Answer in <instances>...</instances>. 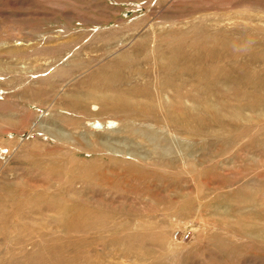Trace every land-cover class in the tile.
<instances>
[{"label":"rangeland","instance_id":"obj_1","mask_svg":"<svg viewBox=\"0 0 264 264\" xmlns=\"http://www.w3.org/2000/svg\"><path fill=\"white\" fill-rule=\"evenodd\" d=\"M0 264H264V0H0Z\"/></svg>","mask_w":264,"mask_h":264},{"label":"bare ground","instance_id":"obj_2","mask_svg":"<svg viewBox=\"0 0 264 264\" xmlns=\"http://www.w3.org/2000/svg\"><path fill=\"white\" fill-rule=\"evenodd\" d=\"M148 38V37H147ZM139 39V38H138ZM154 39V38H153ZM152 39V40H153ZM129 40V39H128ZM151 40V39H150ZM140 42V41H139ZM155 42V41H154ZM139 44V43H138ZM146 45V44H145ZM156 45V44H155ZM141 46H142V43H141ZM174 48H175V46H174ZM173 48V49H174ZM133 49V48H132ZM149 49H150V47H149ZM172 49V50H173ZM144 50L145 49H141L140 50V53H144V55H145V57H144V59H146L147 58V56H146V51L144 52ZM130 51V50H129ZM132 51H134V50H132ZM158 52H159V50H157ZM157 52V53H158ZM155 53V52H154ZM132 54V53H131ZM124 55V54H123ZM126 55V54H125ZM150 55H151V53H150ZM174 55V53H172L171 54V57ZM132 56V55H131ZM153 56V55H152ZM133 57V56H132ZM136 57V56H135ZM128 58V57H127ZM131 58V57H130ZM152 58V57H151ZM120 59V58H119ZM125 59V58H124ZM136 59H137V57H136ZM140 59V58H139ZM138 59V60H139ZM173 59V61L175 60V58H172ZM118 60V59H117ZM116 61V60H115ZM120 61V60H119ZM118 61V62H119ZM127 61V60H126ZM154 61V62H153ZM153 67L156 69L157 68V65H156V62H155V57L153 58ZM157 61V60H156ZM128 62V61H127ZM131 62H133V61H131ZM136 62V61H135ZM123 63V62H122ZM134 63V62H133ZM132 63V64H133ZM149 62L146 60L145 61V64L146 65H149L148 64ZM129 64V63H128ZM109 65V64H108ZM142 65H144V64H142ZM173 65H175V63H171V65L169 66L170 68H172L173 67ZM56 66V65H55ZM58 67V66H57ZM131 67V66H130ZM134 67H136V65L134 66ZM152 67V68H153ZM113 68V67H112ZM111 68V69H112ZM116 68V67H115ZM64 69V68H63ZM151 69V68H150ZM59 70V69H58ZM126 70V69H125ZM124 70V71H125ZM129 70V69H128ZM61 71V70H60ZM151 71V70H150ZM75 72V71H74ZM149 72V71H148ZM132 73V72H131ZM138 73V72H137ZM115 74L116 75H118V73H117V71L116 72H114V73H112L111 75H113V76H115ZM139 74V73H138ZM154 74V73H153ZM61 75V74H60ZM137 75V74H136ZM91 77H92V75H91ZM137 77V76H136ZM67 78H69V77H67ZM111 78H112V76H107V77H104V75H103V73L102 74H100L99 76H97V77H94V78H92L91 79V85H92V87H94V89H96V87L97 88H101V89H109L110 87H112L113 86V81H111ZM117 78H119V80L121 81V79H120V77H117ZM134 78V77H133ZM140 78H142V76H140ZM153 78V77H152ZM113 79V78H112ZM138 79V78H137ZM151 79V78H150ZM134 80V79H133ZM132 80V81H133ZM141 81V80H140ZM79 82H80V80H79ZM117 82V81H116ZM167 82V81H166ZM125 83V82H124ZM123 83V84H124ZM142 83V82H141ZM154 83V82H153ZM176 83V82H175ZM174 83V84H175ZM116 84V83H115ZM120 84V83H119ZM178 84V83H177ZM84 85V84H83ZM157 86H156V89H155V93H153V94H148V92H147V90L145 89V88H147V84H144V89L143 90H137V89H132V90H130V94H133V95H135L136 97H141V99H145V98H142V97H146V99L150 102V103H152V102H155L157 105L158 104H160V94H162L160 91V84L159 83H157L156 84ZM74 86V85H73ZM152 87V86H151ZM168 89V88H167ZM151 90H153V88L151 89ZM172 90V89H171ZM79 91V90H78ZM90 91H91V93H86L85 94V97H88V98H90V97H92L93 99H95V97H96V92L95 91H93V88H91L90 89ZM163 91V90H162ZM164 91H166V90H164ZM168 91V90H167ZM180 92V91H179ZM73 93V92H72ZM99 94L100 95H103V91L101 90L100 92H99ZM126 94H128V93H126ZM168 95V94H167ZM181 95V94H180ZM187 95V94H186ZM94 96V97H93ZM120 96V95H119ZM163 96V95H162ZM166 96V95H165ZM182 96V95H181ZM180 98V96L177 98V96H176V99H179ZM182 98H183V96H182ZM172 99V98H171ZM170 99V100H171ZM185 99V98H184ZM105 100V99H104ZM109 100V99H108ZM169 100V99H168ZM180 100V99H179ZM188 100H191V99H188ZM113 101V100H112ZM192 101V100H191ZM119 102V101H118ZM168 102V101H167ZM184 102V101H183ZM123 103V102H122ZM172 103H174V102H172ZM93 104V103H92ZM91 105V104H90ZM186 105V104H185ZM51 107V106H50ZM54 107V106H53ZM82 107V109H84L85 111H86V106L85 105H83V106H81ZM100 107V106H99ZM89 108V107H88ZM111 108L112 109H117V108H119V107H117V106H114V105H111ZM132 109H135V111H136V116L138 117V120H142L143 122H150V123H155V122H153L154 120H156V114H154L150 109L149 110H147V109H144V108H142V107H139L138 105L137 106H134V108H132ZM69 111V110H68ZM80 112V111H79ZM103 112V111H102ZM58 113V112H57ZM110 113V112H109ZM83 114V113H82ZM121 114V113H120ZM125 114V113H124ZM127 114V113H126ZM62 115V114H61ZM113 115V114H112ZM66 116V115H65ZM103 116V115H102ZM84 117V116H83ZM104 117H106V116H104ZM126 117V116H125ZM117 119V118H116ZM90 120V119H89ZM172 120V119H171ZM171 120H170V117L168 116L167 118H166V120H164V121H166V123H170V124H174L175 122H171ZM130 121H132V120H130ZM134 122H136V121H134ZM138 122V121H137ZM109 124H111V121L109 122ZM114 124V123H113ZM155 124H158V123H155ZM110 126V125H109ZM140 126H142V125H140ZM163 128V127H162ZM166 128V127H165ZM168 129V128H167ZM143 131V130H142ZM125 134V133H124ZM140 138V137H139ZM141 138H142V140L144 139V137H143V135H141ZM137 140V139H136ZM153 155V154H152ZM125 159V158H124ZM128 162V161H127ZM18 202V201H17ZM28 204V203H27ZM60 209V208H59ZM61 211V210H60Z\"/></svg>","mask_w":264,"mask_h":264},{"label":"built area","instance_id":"obj_3","mask_svg":"<svg viewBox=\"0 0 264 264\" xmlns=\"http://www.w3.org/2000/svg\"><path fill=\"white\" fill-rule=\"evenodd\" d=\"M190 235H191V232L188 230H184V231L176 230L173 233V238L175 240L177 239L188 240L190 239Z\"/></svg>","mask_w":264,"mask_h":264}]
</instances>
